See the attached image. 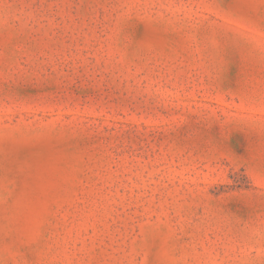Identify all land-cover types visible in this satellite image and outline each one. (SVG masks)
<instances>
[{"label": "rangeland", "instance_id": "rangeland-1", "mask_svg": "<svg viewBox=\"0 0 264 264\" xmlns=\"http://www.w3.org/2000/svg\"><path fill=\"white\" fill-rule=\"evenodd\" d=\"M0 264H264V0H0Z\"/></svg>", "mask_w": 264, "mask_h": 264}]
</instances>
